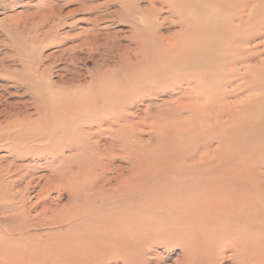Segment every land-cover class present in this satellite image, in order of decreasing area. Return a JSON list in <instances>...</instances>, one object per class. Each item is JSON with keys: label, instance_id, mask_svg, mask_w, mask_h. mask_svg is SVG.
<instances>
[{"label": "bare ground", "instance_id": "bare-ground-1", "mask_svg": "<svg viewBox=\"0 0 264 264\" xmlns=\"http://www.w3.org/2000/svg\"><path fill=\"white\" fill-rule=\"evenodd\" d=\"M163 7L172 35L157 31ZM141 22L135 60L65 88L43 79L37 116L9 122V153L47 172L33 183L36 164L18 165L10 181L24 185L0 192L3 237L27 241L24 264H133L158 244L194 252V238L231 264H264V0H152ZM83 153L97 163L73 181L66 165ZM65 190L88 192L85 205L60 207Z\"/></svg>", "mask_w": 264, "mask_h": 264}, {"label": "rangeland", "instance_id": "rangeland-1", "mask_svg": "<svg viewBox=\"0 0 264 264\" xmlns=\"http://www.w3.org/2000/svg\"><path fill=\"white\" fill-rule=\"evenodd\" d=\"M151 3L152 0H0V134H12L13 126L9 122L21 119L23 114H28L31 118L37 116L34 88L36 91L40 90L41 87H37L41 85V81L43 83V79L65 88L72 82V78L75 82L78 80V83L85 82L102 66L104 69H113L120 66L123 60H135L136 41L133 26L142 23V18L148 15V9L151 11ZM169 15L167 8L163 7L156 16L158 34L172 35L179 28L177 23L161 21V16ZM160 98L164 97L158 96V101ZM143 108L144 106L138 103L132 110L136 115H140ZM149 112L153 114V107ZM139 129L142 130V139L148 138L152 143L155 142V135L150 134L149 126H140ZM2 138L0 192L14 193L24 185V180L20 181L21 185L19 183L16 186L10 181L27 171L26 166L19 168L20 164H36L38 168L30 177L33 178V183L37 181L38 175L47 172L40 167L44 160H37L34 156L15 159L6 148L9 139L7 136ZM73 152L76 151L66 150L65 154ZM83 154L74 156L66 165L73 181L82 179V173L87 172L85 165L89 167L91 163H97V160H89L91 158H88L90 156H87V153ZM80 161L84 162L81 166ZM9 162L13 165L8 166ZM120 163L112 161V167ZM122 165L127 166L128 163L123 162ZM93 170L98 175L102 172L97 168ZM109 174L113 173L108 172L107 175ZM34 190V187L27 189L26 196L31 201L34 200ZM78 191L81 196L76 198V190L61 191L58 197L59 206L85 205V199L82 197L88 192ZM52 195L57 194L54 192ZM29 204L30 202H27V205ZM6 219L7 216L0 212V229H4ZM45 230L47 229L41 228L39 232ZM2 232L4 231L0 230V239L4 240L2 247L11 250L10 264L26 263L27 241L18 236L4 238ZM199 243L195 238L191 242L192 247H197H194L196 253L186 251L184 243H177L180 246L176 243L167 246L158 244L152 247L143 259H136L133 264H203L206 261L207 264H215L216 261L217 264L232 263L228 256L221 257L222 255L218 254V250L221 251L223 246L219 245L212 251H206ZM41 248L39 243L34 249ZM208 253L210 255L207 257ZM192 254H196L193 259ZM190 257L192 262L189 261ZM213 260L214 262H211Z\"/></svg>", "mask_w": 264, "mask_h": 264}]
</instances>
